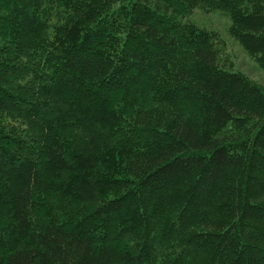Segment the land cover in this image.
<instances>
[{
  "label": "trees",
  "instance_id": "trees-1",
  "mask_svg": "<svg viewBox=\"0 0 264 264\" xmlns=\"http://www.w3.org/2000/svg\"><path fill=\"white\" fill-rule=\"evenodd\" d=\"M199 10L264 67V0H0V264H264V88Z\"/></svg>",
  "mask_w": 264,
  "mask_h": 264
},
{
  "label": "rangeland",
  "instance_id": "rangeland-1",
  "mask_svg": "<svg viewBox=\"0 0 264 264\" xmlns=\"http://www.w3.org/2000/svg\"><path fill=\"white\" fill-rule=\"evenodd\" d=\"M190 19L218 32L219 36L215 42L216 47H214L218 49L216 57L219 68L223 66L226 70L242 73L249 80L264 88V67L229 33L230 18L225 12L199 10L190 16ZM244 81L250 83L245 79ZM153 115L157 116L158 112ZM151 118L154 121L153 117Z\"/></svg>",
  "mask_w": 264,
  "mask_h": 264
}]
</instances>
